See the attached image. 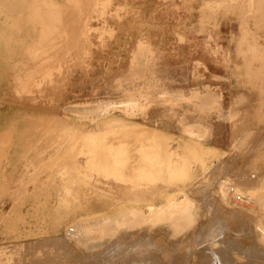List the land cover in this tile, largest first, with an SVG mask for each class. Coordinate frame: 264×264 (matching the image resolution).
<instances>
[{
	"label": "rangeland",
	"instance_id": "rangeland-1",
	"mask_svg": "<svg viewBox=\"0 0 264 264\" xmlns=\"http://www.w3.org/2000/svg\"><path fill=\"white\" fill-rule=\"evenodd\" d=\"M3 1L4 0H0V9H1L0 10V33H1L0 34V140L2 139V141H0V153H2V158L0 160V185H1L0 189L2 190V191L0 190V253H1L0 259L2 261L0 260V264H6L8 261L9 262L7 264L9 263L19 264L20 262H21L20 264H24L22 261L30 264L32 259L33 262H35L34 259L36 260V262H38L37 258L35 257L38 256V258L40 257L43 258L44 255L47 253V250L50 251L49 252L50 254L47 253L49 257H45V258L46 259L49 258L52 261V263L56 260L54 258L55 256L51 254L52 251L58 254V252H56L55 250L65 254L64 255L65 258H64V256L59 253V255L63 256V257L60 256L61 258H63L62 260L60 259L61 262H63L64 260L75 261L76 260L75 255L78 253V251L79 254L80 252H83L86 256H88V258L91 259L92 255L94 256L97 250L100 251L103 247H105V245L103 246V244L100 245L101 243H106V244L110 243V242L107 243V239H104L108 237H104L103 239L102 238L99 239V237H97L99 225L96 223H98V221H100V219L105 216L116 217L117 213L123 210L124 206L123 204H121L123 202V198H122L123 194H121L120 192L121 190L120 187H123L124 184H125L124 186L127 185L130 186V184L129 182L128 183L126 182L127 183L126 184L125 182L118 180V178H120L118 176V173L120 171L116 173L117 176L113 175L112 172L108 173L107 175L105 173L103 176V173L101 172V169L103 170L105 168L103 165L102 168H100V171H98L97 169L95 170L91 169L90 171V166L85 165L84 162L86 159L85 157L86 155L83 154L85 158L82 159L83 156L80 153H77L76 155L72 154L73 155L72 158H70L71 155L69 154L72 153L71 150L72 151L75 150L74 148L76 147V143L78 141L84 139L85 145L83 144L84 143L83 141L77 143V145L81 143L84 145V146L80 145L81 147H85L87 146V144L90 145L91 143L94 142L96 146H100L101 145L99 143L100 140H102V137L104 135H107L105 136V138H107L109 143L110 144L113 143L112 146H115L117 150L120 149L119 152L121 151V155L120 153L117 154L118 157L119 155L120 156L125 155L126 152L124 151V149L126 148L125 145L122 146V148L120 147L121 145L117 146V139H114V136H112L115 135L114 134L115 128L112 127L107 129L106 133H101V134L97 133L99 134L98 135L99 137L101 136L100 138L95 137L96 134L94 130L96 126L94 127V125H98L100 121L103 120L101 116L98 119H96L99 116V114L102 113V112L99 113L102 110V109L101 110L99 109L100 111L98 110L99 106L107 107V111H108L107 114L109 118L111 117L119 118L126 121L129 124L136 125L137 127L150 128L149 130H154V132L160 131V133L164 134L167 137L169 134L168 139L171 142H168V149L169 151L170 150L172 151V155L174 156H176V154L177 156H179V154L180 156L183 155L184 148L188 144H193V143H197L199 144L198 146L203 147L206 151L213 152L215 154L213 156L210 154L204 156L206 159V170H205L206 174L198 173V169L195 166V164H192L190 168V171L194 173L195 181L196 180L202 181L203 179L204 181L207 180L206 182L202 183L203 186L200 190L205 191L206 193L208 192V195L210 196V197L208 196L209 197L208 198L203 193L202 195L197 193H193L192 195L190 191L193 190V188L186 189L187 192L186 195L189 197V199H191L192 202H194L193 211L197 210L198 213V214L196 213L194 215L195 217H193L196 218L195 219L196 224L192 223L194 219L191 220L187 224V226L189 225V228L191 225V228L188 229V227L186 226L185 227L186 232H184L183 230L182 233L173 232L170 228H168L169 231L167 232L161 231L160 229L164 225L161 224L162 222L160 224L156 223V225L153 224L155 227H151V228L149 227V225L151 224L146 223L148 226L147 225L144 226L142 223V225L139 226L141 228L139 227L138 228L140 230L142 229V231H140V236L143 240L142 241L143 245L144 243H146L144 241H147L149 244L156 246L159 243L161 245H165L166 247H170L171 250L174 249L172 251L176 252L177 256L184 255L186 253V246H188V244L191 241V239H188V237L191 236V234H197L198 236V240L195 243V245L198 247L194 249H198L199 251L206 246L211 248V246L213 247L214 245L215 246L213 247V249H217L219 247L218 246L219 243L214 244L217 240L209 241L212 240V238L209 239L208 237V232L212 230V227H215L213 225L215 223H211V222L205 223L207 221V216H208V220L211 218V216L213 218L214 216L212 215V212L215 211L216 213L217 210V202L215 201V195L212 193L213 191L216 190L215 189L216 182L223 180L224 179L223 176H227L226 179L230 177L233 179L232 181L234 183H238L239 180L237 179V177L239 178V176L237 174H241L244 170L246 171L247 174L250 175L248 177V175L243 173L245 176L243 175L242 178L248 177L250 179L253 178L252 180H255L256 178H258L256 175L258 174H260L258 176H261V174L264 175L263 173L264 158L262 157L264 156V152H262L264 150V146H263L264 133H262L264 130V125H263L264 123V107H263L264 106V95H263L264 72L263 71L264 70L263 71L261 70L260 77L258 76L255 77L254 79L251 73L252 65L247 64V61H249V59L252 57L251 56L253 54L252 52H255L254 49L256 51H260L261 59L262 57L264 59V51H263L264 38L259 34L257 35L255 33L253 34V31H255L254 25H251L248 28V30L250 29L249 31L246 29V27H244L245 29L242 28L243 32L239 31L241 30L242 26L240 25V22L237 21L239 24L238 25L237 22L235 21V19L240 20L238 19L239 10L237 9L238 11L237 13V11L234 10L236 8L230 5L228 6L226 2L222 4L223 8L220 5L219 7L220 10L214 6L211 7V9L213 8V10L214 9L215 10L213 11L209 9L211 11L210 12L207 10L208 7L205 8L204 5L202 6L203 0H95V2L94 0L92 1L90 0L91 4L94 3V5L92 4L90 6H87L89 5L88 4L89 2H87L86 0H78L76 2L70 0L72 1L71 4H68L70 3L69 1H67L68 3L64 1L66 10H67V6H69L70 9L68 8V10L70 11L71 14L75 13L76 17L79 18L80 15H83L80 13H84L85 15L88 14V17H86L87 19L85 18L86 21L84 20L85 22H87L85 23L87 30L85 32L86 37L85 35H83L81 39L78 38L77 32H75L76 35L73 33V31H76L75 30L76 27L74 26L75 28L74 29L72 26L71 27L68 26L69 28L71 29L73 28V29L72 31L69 29L67 30V26H65L66 24L64 23H62L64 24V26L62 25L61 27L59 26L58 28H56L58 30L56 29L53 30V32L48 35L49 39H52L50 41L52 42L54 40H57L58 43L64 42L67 44L65 45L63 43V46L59 44L63 47L61 53H60L61 50H58L61 49L60 46L58 48L57 46L58 43L55 45L57 46V48L55 47L52 48L51 49L52 51H50L49 53L54 54L56 52L55 50H58V52L55 55L58 54L57 57L58 56L60 57L61 55L62 59L60 60H62V62L59 61L60 62L59 63L58 61H56L59 60L57 58L56 60H54V62H51V66H46V69H49V71H51V73L49 74L50 75L52 74L50 79L49 78L46 79L44 75H42L39 72L38 76L35 75L36 76L35 81L38 84L35 83L34 87L28 85L29 89H25L23 88L22 84L16 85L14 83L15 73L12 70L16 67L13 68V66L10 65L16 61L17 58L16 56L20 54L19 52L20 51L22 52V50L19 47L20 44L22 43L25 46V43H28L29 41L32 42V36L35 32H37V28L35 26V22H36L35 8L43 4H48L50 2H54L55 4L60 2L59 4L61 5L63 0H49V2H47L48 0H19L22 7L23 5L25 6L23 7V9L17 7V6L21 7V5H16L19 3L18 0L17 1L9 0L10 2L12 1L11 4L15 1L14 5L13 4L12 5L16 7V9L18 8L17 10L12 5L9 4L10 2L7 3L8 8L6 6L7 5L6 3H4L3 6L1 4V2L3 3ZM5 1L7 2L8 0ZM55 1H57V3ZM84 2L86 4V7H88L90 11L84 9L83 7ZM77 3L80 8L82 5V8L84 9L81 12H79V14L78 12L77 13L74 11H73L74 13L71 12L72 8L73 10L74 8H78L77 6L73 7L75 6L74 4ZM70 5L72 6V8ZM26 6L28 8H26ZM91 6H93V8ZM59 7L62 9L63 6L62 7L59 6ZM221 8L224 11L221 10ZM68 10L66 11V14L67 13L68 14L67 15L65 14V16H67L68 20H70L69 17L71 18L72 16L75 15L69 14ZM77 10L79 11L80 9L78 8ZM225 10L229 14H227ZM18 13L21 15L22 19L20 18V15ZM222 14L226 16V18L222 17L223 16ZM234 14L235 15L237 14V17L234 16ZM65 16L64 18L66 21L67 19ZM76 17H72L74 19L73 21H75ZM80 17L82 18V16ZM33 18L35 22H33L32 20ZM14 20L16 24L12 23L14 22ZM30 20L31 23L33 22L34 24H30ZM220 20L223 22L220 23L221 22ZM226 21L228 22V24H226ZM8 24H10L9 27ZM236 26H238V28ZM239 26L241 27L239 28ZM64 27H66V29H64L66 30L65 31L66 33L63 30ZM236 28L237 30L238 29L239 30L238 31L235 30ZM17 29L21 31H18ZM67 31L70 32V33L68 32L70 35L74 34L76 36L75 41L71 37L73 40V44L71 43L72 40L69 38L70 35L68 37ZM63 32L67 36H65ZM238 32L240 33L241 36H245L246 38L245 37L241 38L240 35L239 37L237 35L239 34ZM60 34L61 36H59ZM241 39L242 42L240 41ZM243 39H245L246 41ZM22 41L25 43H23ZM237 41L240 42V45L241 43L242 45L248 44L247 46L248 47L250 46L249 47L250 49H248L247 46L243 47L242 45L241 46L237 45L239 44L237 43ZM82 43L85 44V46L82 45ZM65 46H67V49L68 46H70L68 50H71L72 48L75 50L72 49L73 52L72 50L68 51L67 49L63 51V49L66 48ZM238 46L240 48H238ZM234 47H236V50ZM238 49L241 50L237 51ZM77 50H79L80 53L78 51L76 52L77 54L73 55L74 51ZM245 50L246 52L244 53L247 52L248 53L243 55V51ZM249 51L251 52L249 53ZM70 52H72L73 56L71 55ZM78 53L80 56H77ZM235 55L237 57H235ZM80 57L82 59V62L81 59H79ZM262 62L260 63L259 66H264V61L262 60ZM239 66H241L243 69L240 68ZM10 68L12 69L10 70ZM17 68H19V66H17ZM245 68L248 71L250 70L251 71L248 72L246 71ZM240 69H242L243 71ZM241 72L242 73L245 72L247 74L246 77H242ZM249 73H251L250 74L251 77L248 76ZM247 77L249 79H247L246 81L247 85H246V83L244 82ZM242 78H244V81H242L243 80ZM252 79H254V81H252ZM42 80L43 82H41ZM248 80L250 85L248 84ZM56 81L58 82L57 83L58 85H55ZM238 81L240 83H238ZM251 83L255 84V88L254 86H252ZM257 85L259 86L261 85V87ZM43 86L47 87V89ZM53 88L57 89V91H55ZM257 88L259 90H257ZM34 90H37V92ZM40 91L42 92L46 91V92L42 93ZM38 92H40L41 94H39ZM257 92L260 94H257ZM54 93L56 95H54ZM39 95L43 99L40 98ZM44 96L47 99H45ZM46 96H50V97H46ZM131 100L132 101L135 100L136 102V106L133 108L127 107L126 104ZM34 106H36L37 108ZM39 107L41 109L44 108L48 111L45 112L43 110H40ZM50 109H52L51 111L54 112H51ZM65 109H67V111ZM257 109L259 110L257 111ZM256 115H258V117ZM235 116L238 117L236 118ZM29 119H32V124L35 121L34 124H36L37 126L39 125L38 127H41L39 130L41 135L38 131L36 134L38 136L37 141L33 140L35 134L31 128L33 127L34 124L31 125L32 126L31 127L30 124L28 123ZM93 119H96V121L95 122L92 121ZM39 120L42 121L40 122ZM242 122L244 124H242ZM43 124H46L44 126L47 127L43 128L44 127V126L42 127ZM51 126L54 132L56 131V129H59V131L57 130L58 133L57 131L55 132L56 134L53 131L48 132L49 130H52L50 129ZM26 127H28L29 129ZM191 127L193 130L191 129ZM47 128H49V130ZM185 128L186 129L188 128L186 130L187 132L185 131V133H183ZM43 129L44 130L47 129V130L43 131ZM73 130L75 132H73ZM189 130L190 131L192 130L195 138L186 136L190 134L188 132ZM77 131L79 134L76 133ZM48 133H51V136ZM45 134L47 135V137L46 136L44 137ZM196 134H199L197 138H196ZM56 135H58L59 137ZM69 135L71 136V138ZM131 135L133 136V133L129 134V137H132ZM42 136L44 137L43 139ZM198 137L199 138L201 137L200 140ZM188 138L189 141H187ZM87 139L89 140L88 142L86 141ZM74 141H76L75 144ZM259 141L262 142V147H263V148L261 147L262 149L261 148L259 149L260 147L258 145L260 144ZM29 144L30 145L32 144V146L28 147ZM110 144L106 146V149L110 148L109 147ZM173 144L175 145L177 144L179 147L177 145L174 146ZM22 146H24L26 150H24V147ZM148 149L152 150L151 152L153 153L152 148L149 147ZM174 150L177 151L174 152ZM242 151L244 152L242 153ZM259 151H261L263 154H260L261 152ZM155 152L156 151H154L153 155L152 153L148 154L152 159V172L148 170L146 171V169L144 168L146 172L144 170L143 171L146 174L142 173L140 175L146 177L147 179L149 178V180L151 181V182L147 181L148 183H151L149 185L154 184L159 186L162 185V183H160V180L161 182L164 181V173L162 172L163 164L161 163V165H159L160 166L159 171L155 170L154 164L159 162V158H158L159 156H157L158 153L156 154ZM66 158L70 160L75 158L73 159L74 161H72L73 165L71 162L66 163L67 161ZM80 160L83 162H81ZM74 163L75 165L76 163L78 164L77 165L78 167L77 166L75 167V171L72 170V166H75ZM216 164L219 166L221 165L222 167L221 166L220 167L221 168L224 167L225 169L223 168L221 170L218 167V171H217V169H215ZM20 165L22 166L20 167ZM135 165L137 166V162L135 163ZM43 166H46V168ZM67 166L68 168H66ZM54 169H56L57 171ZM239 170L240 172H238ZM51 172H52V178L50 176ZM53 172H55L56 174ZM67 172L71 173V175L68 174ZM98 172L102 175L99 174V176L97 177L96 173ZM156 173L158 175H156ZM67 174L70 176V177L68 176L69 178L73 177L70 181L74 180L76 177L77 179L79 177L82 178L87 177L88 179L91 178V181L89 180L88 183L86 184L87 190L82 194L78 193L77 197L74 199V203L72 202L71 204L68 203V201H66V198H68L69 194L63 188H60L62 186V181L60 180H63L61 178L62 177L64 178V176H67ZM254 174L256 178L254 177ZM47 175H49V177H47ZM209 175L210 178H208ZM215 175L216 178H214ZM101 176L103 177L102 178L103 180L100 179ZM105 177L106 178L109 177L108 180L110 179V181L104 179ZM221 177H223V179ZM69 178L68 181L67 179H64L65 186H68L69 183L75 186L76 184L71 183L69 181ZM234 178L237 181L234 180ZM46 179L47 180L51 179L50 180L51 182L50 183L49 181L47 182ZM35 180L37 181V183H34L36 182ZM113 180L115 182L117 181V183H115ZM52 181L53 182L55 181L56 183L54 182L55 184L54 183L52 184ZM105 181H106V186H105ZM157 182L160 184H158ZM107 183L109 185L111 184V189H112V190L110 189L111 191L109 190V186ZM204 184H206L205 185L206 187L204 186ZM45 185L46 187H48L49 185L50 186L46 188ZM91 185H95L94 190L89 188ZM210 185L211 188L209 187ZM76 186H75L76 191H79L80 184H77ZM51 187H53V189H51ZM208 187L210 189H208ZM43 189L44 191H42ZM61 189L63 190V192H61L62 191ZM74 191L75 190L71 191L70 193L72 194V192L74 193ZM103 191L105 193H103ZM165 191L172 194L175 192V189L172 186H169L166 188ZM262 191L261 189L259 190L255 189L254 195L258 196L257 193L262 194ZM107 192L109 194H107ZM65 194L68 195L65 196ZM176 196L178 198L179 197L181 198L179 194ZM62 197L64 198L65 201L62 200L63 199ZM195 201L197 202L195 203ZM206 201L208 202L209 205L207 204ZM66 202L68 203L67 205H65ZM202 203H204L205 205H203ZM213 206L216 207L214 208ZM194 207H196L197 209L195 210ZM208 207H210V209ZM207 209L209 212L207 211ZM206 213L209 214L207 215ZM196 215H198L199 217ZM80 221H82V223H79ZM83 222H85V224ZM77 223L83 226V228L85 227L86 229L87 228L89 229L87 232H85L87 233V237L89 239H86L83 243L87 242L90 245V250L86 246L81 245L82 243L78 244L77 242L66 236L68 230L74 229L72 226L75 227ZM208 224L212 226H209ZM203 225L206 226L207 228L200 227ZM121 231L116 233L117 236ZM85 233L83 234L85 235ZM173 234L175 237H173ZM177 234L179 235L177 236ZM92 238H95L96 240ZM48 239L49 240L56 239L55 240L57 241L56 245H58L59 248L57 246L56 247L53 246L54 249L53 250L51 249L52 247L49 246L48 247L49 249H47L46 243H42V242L43 241L48 242ZM207 241L214 243H211V245L209 246L207 244L208 243ZM36 244L37 247H39L40 249L44 248V251L46 248V253L44 252V254L42 255L43 249L41 253H39L40 251L37 253L38 250L35 252L34 250L37 249ZM43 244L46 247H44ZM91 246H93V248ZM95 246H97L98 248L101 246V248L98 249L96 247V251H95ZM173 246L175 248H173ZM202 246L204 247L202 248ZM16 248H18L19 250H17ZM22 248L23 250H21ZM64 248H66L67 250ZM7 249H9L10 251ZM63 249L64 251L65 250L66 251L63 252ZM4 251L6 253H3ZM90 251L91 252L94 251L92 252L93 254ZM24 253L26 256L24 257L19 256V255H24ZM32 253H34L33 254L34 257L31 256ZM35 253L37 254L35 255ZM66 253H69L70 255L68 254L66 255ZM208 253L210 254V252L205 251L203 258V260L205 259V261L201 262L202 264H214L213 257H209ZM8 254H10L11 256ZM160 254L159 252H156L155 255V256L158 255L159 259H155L158 258L155 257L153 258L152 261L149 262L143 260L142 264H156V263L168 264L167 261L163 259L162 252H160ZM50 255H52L53 257ZM8 256L10 257L9 260H8ZM27 256L28 257L31 256L32 259L26 258ZM66 256L68 257L66 258ZM25 258L28 261H26ZM53 258L54 260H52ZM56 258L57 260L59 259L57 256ZM3 259L5 260V262ZM14 259L16 261H14ZM43 259L41 260V262L35 264H41V263L44 264V262H42ZM47 260L44 261L47 262ZM190 260H193V258H191ZM190 260H189L190 264L193 263L196 264L195 260H193L192 263ZM17 261L19 263H17ZM135 262L137 263V261ZM49 263L52 264L50 261ZM49 263L47 262L46 264ZM233 263L239 264L235 262ZM65 264L68 263L65 262ZM225 264H230V263L226 262Z\"/></svg>",
	"mask_w": 264,
	"mask_h": 264
},
{
	"label": "bare ground",
	"instance_id": "bare-ground-1",
	"mask_svg": "<svg viewBox=\"0 0 264 264\" xmlns=\"http://www.w3.org/2000/svg\"><path fill=\"white\" fill-rule=\"evenodd\" d=\"M15 1H17V0H15ZM15 1L12 3L13 5H14V3H15ZM19 1V0H18ZM64 1L65 2H67V1H69L70 3H68V4H71V2L72 1H70V0H63V2H62V4L60 5L59 3H57V1H55L57 4H55L54 2H50V3H48V4H43V5H40L39 7H37V8H35L34 10H35V15H36V19H35V21H34V18L32 19L33 20V22H35V26H36V28H37V32H35L34 34H33V36H32V42H28V43H25V42H23V41H25V40H23L22 42L23 43H25V46L21 43L20 44V49L22 50V52L20 51L19 53L20 54H18V56H16L17 58H16V61L14 62V63H12L10 66H13V68L14 67H16V68H14L12 71H14V83L16 84V85H20V84H22V86H23V88H25V89H29L28 88V85H30V86H32V87H34L35 86V83L36 84H38L36 81H35V77L36 76H38V73L40 72L42 75H44V77L47 79V78H49L50 79V77L52 76V74L50 75L49 73H51V71H49V69H46V66H51V62H54V60H56L57 58L59 59V60H56V61H61L62 62V60H60V59H62L61 57V55H60V57L58 56L57 57V55H55L57 52H58V50H61L60 51V53L62 52V46H63V43L64 42H60V43H58L57 42V40H54V41H50V40H52V39H49V34H51L52 32H53V30H55L56 28H58L59 26L61 27L62 25L64 26V24H66L65 26H67V30L69 29V30H71L72 31V29L74 28V26L76 27V31H73V33L76 35V33L75 32H77V34H78V38H80L81 39V37H83V35H85L86 33V24L85 23H87V22H85L86 20H85V18L86 17H88V14H84V13H80V14H83V15H80V16H82V18L78 15L79 14V12H81L82 10H84V9H86L87 11L89 10V8L88 7H86V4H85V2L87 1V2H89L88 4L89 5H87V6H90V5H94V3H92L91 4V1L90 0H86L85 2H84V4H83V7H84V9L82 8V5H81V8L79 7V5H78V3L77 4H74L75 6H73V7H78L80 10L78 11L77 9L78 8H74V10H73V8H72V6H71V12H78V16H79V18L78 17H76V14L74 13V14H71L70 13V11L68 10V8H69V6H67V10L69 11V14H71V15H75V16H72V17H76V19H75V21H73L74 19L72 18H70L69 16V19L70 20H72V21H70V20H68V18H67V16H65V14H66V6H65V3H64ZM73 1H78V0H73ZM8 2H10L9 0L6 2L5 0L3 1V3L1 2V4L3 5L4 3H8ZM12 2V1H11ZM11 2L9 3L10 5H12L11 4ZM47 2H49V0L47 1ZM74 2V3H75ZM94 2H95V0H94ZM201 2V1H200ZM227 3L228 4V6L230 5V6H232V7H234V8H236V9H234V10H236L237 11V9L239 10V18L238 19H240V20H237V19H235V21L237 22H240V25L242 26H239V28L241 27V30H239V31H242V28L243 29H245L244 27H246V29L248 30V28L251 26V25H254V27H255V31H253V34L255 33L256 35L257 34H259L260 36H262L263 38H264V0H203V4H202V6L204 5L205 6V8H207V10L208 11H210L209 9H211V7H216V8H218L219 9V7H220V5H221V7H222V4L223 3ZM18 3V2H17ZM19 3H20V1H19ZM16 4V5H21V3L20 4ZM63 3H64V5H63ZM231 3V4H230ZM73 4V3H72ZM12 5V6H13ZM63 6L62 7V9L64 10V8H65V10L63 11L59 6ZM85 5V6H84ZM4 6V5H3ZM7 6V8H8V4L6 5ZM5 6V7H6ZM225 6V5H224ZM14 7V6H13ZM18 8H22L23 9V7H25L24 5H23V7H22V5H21V7H19V6H17ZM92 8H93V6H91ZM91 7H90V9H91ZM231 7V8H232ZM2 8H4V7H2ZM11 8V7H10ZM15 9H16V7H14ZM17 8V9H18ZM26 8H28L27 6H26ZM95 8V7H94ZM223 8V7H222ZM221 8V10H223ZM6 9V8H5ZM16 9V10H17ZM70 9V8H69ZM77 11H76V10ZM233 9V8H232ZM1 10V9H0ZM2 10H4V9H2ZM10 10H13V9H10ZM86 10H85V13H86ZM93 10V9H92ZM211 10H213V8L211 9ZM215 10V9H214ZM213 10V11H214ZM220 10V9H219ZM234 10H233V12H234ZM23 11V10H22ZM90 11V10H89ZM212 11V12H213ZM217 11V10H216ZM224 11V10H223ZM226 11V10H225ZM14 12V11H13ZM12 12V13H13ZM28 12H29V9H28ZM84 12V11H83ZM211 12V11H210ZM227 12V11H226ZM225 12V13H226ZM1 13H2V11H1ZM20 13V12H19ZM18 13V14H19ZM23 13V12H22ZM206 13H207V11H206ZM217 13V12H216ZM222 13H224V12H222ZM237 13H238V11H237ZM17 14V13H16ZM68 14V13H67ZM66 14V15H67ZM209 14V13H208ZM213 14V13H212ZM227 14H229L228 12H227ZM12 15V14H11ZM20 15V14H19ZM18 15V16H19ZM84 15H85V17H84ZM205 15V14H204ZM223 15V14H222ZM221 15V16H222ZM233 15V14H232ZM64 16L66 17V21H65V18H64ZM216 16V15H215ZM229 16H231V15H229ZM228 16V17H229ZM234 16H236L237 17V14L235 15L234 14ZM7 17V16H6ZM16 17V16H15ZM84 17V18H83ZM205 17V16H204ZM210 17V16H209ZM217 17H218V15H217ZM222 17H225L226 18V16H222ZM19 18V17H18ZM20 18H21V15H20ZM29 18V17H28ZM27 18V19H28ZM80 18H81V21H80ZM230 18V17H229ZM10 19V18H9ZM8 19V20H9ZM16 19V18H15ZM22 19V18H21ZM30 19H31V16H30ZM79 19V20H78ZM87 19V18H86ZM201 19V18H200ZM222 19H224V18H222ZM221 19V20H222ZM233 19H234V17H233ZM6 20H7V18H6ZM18 20V19H17ZM79 22H78V21ZM85 20V21H84ZM204 20V19H203ZM220 20V21H221ZM11 21V20H10ZM27 21V20H26ZM67 21H70V22H67ZM84 21V22H83ZM19 22V21H18ZM31 23V20H30V24H34V23ZM77 22V23H76ZM81 22V23H80ZM223 21H221L220 23H222ZM238 22H237V24H238ZM12 23H15L16 24V22H15V20H14V22H12ZM11 23V24H12ZM21 23V22H20ZM26 23V22H25ZM62 23H64V24H62ZM230 23V22H229ZM226 24H228V22L226 21ZM6 25V24H5ZM9 25L10 24H8V27H9ZM13 25V24H12ZM26 25V24H25ZM24 25V26H25ZM28 25V24H27ZM239 25V24H238ZM34 26V25H33ZM73 27L72 29L71 28H69V27ZM7 27V28H8ZM16 27V26H15ZM231 27V26H230ZM237 28H238V26H236ZM17 28V27H16ZM20 28V27H19ZM18 28V29H19ZM88 28V27H87ZM237 28L235 29V30H237ZM6 29V28H5ZM17 29V30H18ZM27 29V28H26ZM32 29V28H31ZM64 29H66V27H64L63 28V30ZM56 30H58V29H56ZM231 30V29H230ZM237 30V31H238ZM246 30V31H247ZM250 30V29H249ZM248 30V31H249ZM18 31H21V30H18ZM66 30H64V32H65ZM236 31V32H237ZM245 31V32H246ZM32 32V31H31ZM34 32V31H33ZM59 32V31H58ZM63 32V33H64ZM69 31H67V34H68V37H69V33H68ZM229 32V31H228ZM243 32V31H242ZM17 33H19V32H17ZM23 33H24V31H23ZM66 33V32H65ZM65 33H64V35H65ZM232 33V32H231ZM239 33V32H238ZM252 33V32H251ZM1 34V33H0ZM10 34V33H9ZM55 34V33H54ZM74 34H71L70 35V39L72 40V38L74 39V41L76 40V36L74 35ZM237 34V33H236ZM5 35V34H4ZM21 35V34H20ZM72 35H74V36H72ZM238 36L240 35V33L239 34H237ZM248 35V34H247ZM6 36V35H5ZM14 36V35H13ZM31 36V35H30ZM29 36V37H30ZM52 36H53V34H52ZM56 36V35H55ZM54 36V37H55ZM59 36H61V34L59 35ZM58 36V37H59ZM65 36H67V35H65ZM234 36H235V34H234ZM241 36V35H240ZM239 36V37H240ZM259 36V37H260ZM15 37V36H14ZM72 37V38H71ZM75 37V38H74ZM85 37H86V35H85ZM237 37V36H236ZM242 37H245V36H241V38ZM256 37V36H255ZM3 38V37H2ZM10 38H11V36H10ZM9 38V39H10ZM51 38V37H50ZM53 38V37H52ZM57 38V37H56ZM62 38V37H61ZM77 38V39H78ZM246 38V37H245ZM19 39V38H18ZM63 39V38H62ZM68 39V38H67ZM256 39H259V38H256ZM2 40V39H1ZM8 40V39H7ZM47 40H48V42H47ZM69 40V39H68ZM233 40V39H232ZM243 40H245V39H243ZM26 41H28V40H26ZM61 41H63V40H61ZM65 41V40H64ZM83 41H85V40H83ZM241 42H242V39L240 40ZM246 41V40H245ZM252 41V40H251ZM257 41V40H256ZM6 42V41H5ZM71 42V41H70ZM79 42V41H78ZM258 42H259V40H258ZM7 43V42H6ZM58 43V48H59V46H60V48L61 49H58V50H55V51H53V52H55L54 54H50L49 52L50 51H52L51 49L52 48H57V46H55L56 44ZM72 44H73V40H72V42H71ZM237 43H239V44H237V45H240V42H238L237 41ZM245 43V42H244ZM252 43V42H251ZM256 43V42H255ZM59 44H61V45H59ZM65 45L67 44V43H64ZM79 44V43H78ZM259 44V43H258ZM82 45H84L85 46V44H83L82 43ZM232 45V44H231ZM241 45H242V43H241ZM240 45V46H241ZM248 45V44H247ZM247 45H242L243 47L244 46H247ZM255 45V44H254ZM78 46V45H77ZM83 46V47H84ZM261 46V45H260ZM66 47V48H65ZM64 48L65 49H63V51L64 50H66L67 49V46H65ZM69 47L70 46H68V49H69ZM80 47V46H79ZM237 47V46H236ZM236 47H234L235 48V50H236ZM250 47V46H249ZM248 46H247V48L248 49H250ZM17 48V47H16ZM16 48H14V49H16ZM78 48V47H77ZM238 48H240L239 46H238ZM252 48V47H251ZM259 48V47H258ZM13 49V50H14ZM19 49V50H20ZM67 49V50H68ZM71 49V48H70ZM73 49V48H72ZM71 49V50H72ZM80 49V48H79ZM87 49V48H86ZM254 49V48H253ZM264 49V48H263ZM71 50H68V51H71ZM73 50H75V49H73ZM73 50H72V52H73ZM234 50V51H235ZM241 50V49H240ZM239 49L237 50V51H240ZM17 51V50H16ZM79 50H77V51H74V53H73V55H75V54H77L76 52H78ZM254 51L255 52H252L253 54L251 55L252 57L249 59V61H247V64H251L252 65V77L255 79V77H260V72H261V70L263 71L264 70V66H259L260 65V63L262 62V60L264 61V59H263V57H262V59H261V56H260V51H256L255 49H254ZM264 51V50H263ZM72 52H70L71 53V55H72ZM244 52H246V50L245 51H243V55L244 54H247V53H244ZM251 51H249V53H250ZM79 53H80V51H79ZM79 53H78V55L77 56H80L79 55ZM235 53V52H234ZM237 53V52H236ZM239 53H241V52H239ZM72 55V56H73ZM77 56H75V57H77ZM237 56H238V54H237ZM236 55H235V57H237ZM241 56H242V54H241ZM74 57V58H75ZM243 58V57H242ZM76 59V58H75ZM79 59H81V57L79 58ZM246 59V58H245ZM77 60V59H76ZM55 61V62H56ZM245 61V60H244ZM57 62V63H58ZM81 62H82V59H81ZM195 62V61H194ZM243 62V61H242ZM246 62V61H245ZM60 63V62H59ZM197 63V62H196ZM263 63V62H262ZM241 64H243V63H241ZM246 64V63H245ZM248 65V66H249ZM17 66H19V68H17ZM243 66V65H242ZM247 66V67H248ZM240 68H242L241 66H239ZM238 67V68H239ZM236 68H237V66H236ZM12 68H10V70H11ZM243 69V68H242ZM242 69H240V70H242ZM246 69V68H245ZM239 70V69H238ZM243 71V70H242ZM246 71H248L247 69H246ZM251 71V70H250ZM250 71H248V72H250ZM53 72V71H52ZM264 72V71H263ZM13 73V72H12ZM37 73V74H36ZM242 73V72H241ZM241 73H239V74H241ZM251 73H249V75L248 76H250V74ZM49 74V75H48ZM56 74V73H55ZM238 74V75H239ZM242 74H244V75H242ZM241 74V76L242 77H246V73L244 72V73H242ZM36 75V76H35ZM48 76V77H46V76ZM61 75V74H60ZM44 77H43V79H44ZM251 77V76H250ZM55 78V77H54ZM61 78V77H60ZM240 78V77H239ZM40 79V78H39ZM42 79V78H41ZM48 79V80H49ZM241 79V78H240ZM243 80L242 81H244V78H242ZM247 79H249L248 77L246 78V80H245V82L244 83H246V81H247ZM254 79H252V81H254ZM257 79V78H256ZM59 80V79H58ZM237 80V79H236ZM258 80V79H257ZM51 81V80H50ZM240 81V80H239ZM238 81V83H240ZM11 82V81H10ZM40 82V81H39ZM41 82H43V80L41 81ZM40 82V83H41ZM47 82V81H46ZM251 82V81H250ZM255 82H256V80H255ZM254 82V83H255ZM58 82L56 81V83H55V85H58L57 84ZM253 83V82H252ZM251 83V84H252ZM259 83H261V82H259ZM13 84V83H12ZM14 84V85H15ZM60 84V83H59ZM243 84V83H242ZM242 84H240V85H242ZM248 84H249V80H248ZM256 84V83H255ZM255 84H252V86H254V88H255ZM258 84V83H257ZM40 85V84H39ZM64 85V84H63ZM246 85H247V83H246ZM250 85V84H249ZM9 86V85H8ZM11 86V85H10ZM38 86V85H37ZM41 86H42V84H41ZM59 86H62V85H59ZM257 86H259V85H257ZM43 87H45V86H43ZM65 87V86H64ZM259 87H261V85L259 86ZM11 88V87H10ZM42 88V87H41ZM46 89H47V87H45ZM52 88V87H51ZM56 88H58V87H56ZM253 88V87H252ZM34 89V88H33ZM39 89V88H38ZM55 91H57V89H55V88H53ZM41 90V89H40ZM44 90V89H43ZM42 90V91H43ZM53 90V91H54ZM61 90V89H60ZM257 90H259L258 88H257ZM256 90V91H257ZM34 91H36L37 92V90H34ZM42 91H40V92H42ZM50 91V90H49ZM249 91V90H248ZM40 92H38L39 94H41ZM44 92H46V91H44ZM44 92H42V93H44ZM52 92V91H51ZM51 92H50V95H51ZM60 92V91H59ZM18 93H19V91H18ZM35 93V92H34ZM48 93V92H47ZM46 93V94H47ZM53 93V92H52ZM205 93V92H204ZM10 94V93H9ZM209 94V93H208ZM257 94H260V93H258L257 92ZM22 95V94H21ZM37 95V94H36ZM54 95H56L55 93H54ZM264 95V94H263ZM42 96H43V94H42ZM52 96H53V94H52ZM52 96H51V98H52ZM177 96V95H176ZM39 97H40V95H39ZM46 97H50V96H46ZM204 97H206V96H204ZM203 97V98H204ZM259 97V96H258ZM35 98V97H34ZM40 98H42V97H40ZM44 98H45V96H44ZM51 98H49V99H51ZM56 98V97H55ZM173 98H174V96H173ZM202 98V99H203ZM43 99V98H42ZM45 99H47V98H45ZM179 99V98H178ZM241 99H242V97H241ZM51 100H53V99H51ZM183 100V99H182ZM260 100V99H259ZM42 101V100H41ZM54 102V101H53ZM56 102H57V100H56ZM135 102V100L134 101H130V102H127L126 104H127V107H131V108H133V107H135L136 106V102ZM204 102V101H203ZM131 103H134V104H131ZM263 103V102H262ZM201 104V103H200ZM44 105V104H43ZM258 105H259V103H258ZM40 106H42V105H40ZM34 107H36V106H34ZM48 107H50V106H48ZM127 107H126V109H127ZM259 107V106H258ZM264 107V106H263ZM37 108V107H36ZM53 108H54V106H53ZM67 108H68V106H67ZM73 108V107H72ZM91 108V107H90ZM39 109L40 110H43V111H45V112H47L48 110H46V109H44V108H40L39 107ZM55 109H57V108H55ZM79 109H81V108H79ZM93 109V108H92ZM101 111H100V110ZM52 109H50V111H51ZM66 111H67V109H65ZM94 110V109H93ZM98 110L100 111L99 113H101V114H99V116L96 118V119H98L100 116L103 118V120H101L100 121V123L98 124V125H94V127H95V130H94V132H95V137H99L98 135L99 134H101V133H106V130L107 129H109V128H115V135H112V136H114V139H117V146L118 145H121L120 147L122 148V146H124L125 145V149H124V151H126L125 152V155H122V156H120L121 155V151L119 152V150H117V148L115 147V146H112L113 145V143H109V141L107 140V138H105V136H107V135H102L103 137H102V140H100V146H96V144H94L95 142H94V139H93V142L94 143H89L90 145H88L87 144V146H85V147H81V146H84L85 145V142H84V139H82V140H80L81 142L83 141L84 143V145L81 143V144H78L77 145V143L78 142H80V141H78L77 143H76V141H74V144L76 143V147L73 149L74 151H72L71 150V152L72 153H69L70 155H71V157L70 158H72L73 157V155L72 154H74V155H76L77 153H80V154H82V159H84L85 157H86V159H85V165H87V166H90V171H91V169L92 170H95V169H97L98 171H100V168H102V165L105 167L103 170L101 169V172L103 173V176H104V174L106 173V175L108 174V173H110V172H112V174L113 175H116L117 176V172H119L118 173V176L120 177V178H118V180H121V181H123V182H129V184H130V186H124L123 185V187H120V192H121V194H123L122 195V198H123V202L121 203V204H123V206H124V208H123V210L122 211H120V212H118L117 213V216L116 217H110V216H105V217H103V218H101L100 219V221H98V223H96V224H98L99 226V230H98V236L97 237H99V239H103L104 237H108V238H104V239H107V243L108 242H110L109 244H106V243H101L100 245H102L103 244V246L105 245V247H103L100 251H96V247L97 246H95V253L96 254H94V256L92 255V258L90 259V258H88V256H86L83 252H80V254H79V251H78V253L75 255V258H76V260L75 261H69V260H64L63 262H61V260L63 259V258H61V257H63L65 254L64 253H61V252H59V251H57V250H55L56 252H58V254L57 253H55V252H53L52 250V255H54L55 257V261L52 263V261L49 259V258H47L52 264H59L60 262L61 263H64L65 264V262L66 263H68V264H142L143 262V260H146L147 262H149V261H152L153 260V258H155V257H158V258H155V259H159V256L157 255V256H155L156 255V252H159V254H160V252H162V256H163V259L165 260V261H167V263L168 264H190V262H189V260L191 259V258H193V260H195L196 261V264H202L201 262H203V261H205V259L203 260V258H204V253H205V251H208V252H210V254H209V257H213V259H214V264H225L226 262L227 263H230V264H232L233 262H235V263H239V264H264V175H262L261 174V176H258V175H260V174H258V175H256L258 178H256L255 177V174H254V177L256 178L255 180H252L253 178H248L249 177V175L250 174H247L246 173V171L244 172H242L241 174H237L238 176H239V178L237 177V179L239 180L238 181V183H234L232 180V178H228V179H226V177L227 176H223L224 177V179H223V177H221L223 180H221V181H218V182H216V187H215V191H213L212 193L215 195V201L217 202V210H216V213H215V211H213L212 212V215L214 216L213 218H212V216H211V218L208 220V216H207V221L205 222V223H207V222H211V223H215V224H213L215 227H212V230L211 231H209L208 232V237H209V239L210 238H212V240H209V241H215V240H217L215 243L214 242H209V241H207L208 243V245L210 246L211 245V243H214V244H218L219 243V249L217 248V249H213V247L215 246H211V248H209L208 246H206V247H204V246H202V248L203 249H201V250H199L198 251V249H194V248H196V247H198V246H196L195 245V243H196V241L198 240V236H197V234H191V236H189L188 237V239H191V241H190V243L188 244V246H186V253L184 254V255H179V256H177V254H176V252H174V251H172V250H174V249H172L171 250V248L170 247H166L165 245H161V244H157V246L156 245H151V244H149L147 241H144V242H146V243H144V245L142 244V238H141V236H140V231H142V229L140 230L139 228H141V227H139L140 225H142V223H143V225L145 226V225H147V224H151V225H149V227L151 228V227H155L153 224H155L156 225V223H161V224H164L163 225V227L160 229L161 231H165V232H167V231H169V229L168 228H170L173 232H180V233H182L183 232V230H184V232H186L185 230V227L187 226V224L191 221V220H193V222L192 223H195V219L196 218H193V217H195L194 215L197 213V208L196 207H194L195 208V210L196 211H193V204H194V202H192L191 201V199H189V197L186 195L187 194V192H186V189H192L193 188V190H191L190 192L192 193V195H193V193H197V194H200V195H202V193L205 195V196H209L208 195V192L206 193L205 191H202V190H200L201 188H202V183H204V182H206V181H204V179L202 180V181H199V180H196L195 181V179H194V173L193 172H191L190 171V168H191V165L192 164H195V166L197 167V169H198V173H200V174H204L205 173V170H206V159H205V157L204 156H206V155H215L213 152H208V151H206L203 147H201V146H198L199 144H197V143H193V144H188L185 148H184V153H183V155H181L180 156V154H179V156H177V154H176V156H174V155H172V151L170 152L169 151V149H168V142H171L169 139H168V137H169V134H168V137L167 136H165L164 134H162V133H160V131H155L154 132V130H149L150 128H145V127H137L136 125H132V124H129V123H127L126 121H124V120H122V119H119V118H114V117H111V118H109V116H108V114H107V107H101V106H99L98 107ZM97 110V111H98ZM244 110V109H243ZM256 110V109H255ZM259 109H257V111H258ZM51 112H54V111H51ZM84 112V111H83ZM93 112V111H92ZM130 112V111H129ZM252 112V111H251ZM33 114V113H32ZM41 114V113H40ZM129 114V113H128ZM131 114V113H130ZM257 114V113H256ZM39 116V115H38ZM127 116V115H126ZM257 117H258V115H256ZM236 117V116H235ZM238 117V116H237ZM236 117V118H237ZM254 117V116H253ZM94 118V117H93ZM262 118V117H261ZM260 118V119H261ZM92 119V118H91ZM96 119H93L92 121H96ZM126 119V118H125ZM24 120V119H23ZM44 120V119H43ZM83 120V119H82ZM233 120V119H232ZM238 120V119H237ZM253 120V119H252ZM255 120V119H254ZM258 120V119H257ZM256 120V121H257ZM33 121H34V119H33ZM37 121H38V119H37ZM40 121V120H39ZM42 121V120H41ZM40 121V122H41ZM48 121V120H47ZM248 121V120H247ZM12 122V121H11ZM25 122H27V121H25ZM44 122V121H43ZM46 122V121H45ZM49 122V121H48ZM233 122V121H232ZM258 122H260V121H258ZM28 123L30 124V126L31 125H33L34 123H35V121H34V123L32 124V119H29L28 120ZM47 123V122H46ZM37 124H38V122H37ZM42 124V123H41ZM54 124V123H53ZM180 124V123H179ZM181 124H182V122H181ZM180 124V125H181ZM236 124V123H235ZM242 124H244L243 122H242ZM254 124H255V122H254ZM28 125V124H27ZM35 125V126H34ZM33 125V127L31 128L32 130H33V132H34V137H33V140H36L37 141V139H38V136L36 135L37 134V131L39 132V130H40V128L41 127H38L36 124H34ZM44 125H46V124H43L42 125V127L44 126ZM195 125H197V124H195ZM246 125V124H245ZM244 125V126H245ZM258 125V124H257ZM256 125V126H257ZM263 125H264V123H263ZM41 126V125H40ZM49 126V125H48ZM54 126V125H53ZM199 126V125H198ZM250 126V125H249ZM255 126V125H254ZM47 126H44L43 128H46ZM184 127H186V126H184ZM231 127V126H230ZM26 128H28V127H26ZM57 128V127H56ZM29 129V128H28ZM27 129V130H28ZM30 129V130H31ZM48 130H49V128H47ZM47 129H45V130H47ZM50 129H52V126L50 127ZM188 129V128H187ZM186 128H185V130H184V132L183 133H185V131L187 130ZM190 129V128H189ZM191 129H192V127H191ZM200 129V128H199ZM31 130V131H32ZM42 130V129H41ZM44 129H43V131H45ZM59 131V129H56V131ZM78 130V129H77ZM92 130V129H91ZM97 130V131H96ZM193 130V129H192ZM192 130L190 131H188L191 135H193V136H191L190 134L189 135H186V136H190V137H194V134H193V132H192ZM238 130V129H237ZM241 130V129H240ZM262 130H263V128H262ZM51 131H53L54 132V130L52 129V130H49L48 132H51ZM55 131V132H56ZM58 131H57V133H58ZM93 131V130H92ZM197 131V130H196ZM14 132V131H13ZM54 132V133H55ZM73 132H75L74 130H73ZM85 132V131H84ZM93 132V133H94ZM187 132V131H186ZM40 133V132H39ZM43 133V132H42ZM53 133V134H54ZM76 133H78V131L76 132ZM97 133H99V134H97ZM131 133H133V136L132 137H129V134H131ZM194 133H195V131H194ZM262 133H264V130H263V132ZM33 134V133H32ZM44 134V133H43ZM48 134H50V136H51V133H48ZM52 134V135H53ZM56 134V133H55ZM79 134V133H78ZM83 134V133H82ZM113 134V133H112ZM233 134V133H232ZM235 134V133H234ZM40 135H41V133H40ZM77 135V134H76ZM238 135V134H237ZM264 135V134H263ZM47 137V135L45 134L44 135V137ZM49 136V137H50ZM56 136H58V135H56ZM67 136V135H66ZM70 136V135H69ZM197 136H199V134H196V138H197ZM202 136V135H201ZM261 136V135H260ZM259 136V137H260ZM43 136H42V139L44 138ZM59 137V136H58ZM74 137V136H73ZM72 137V138H73ZM101 137V136H100ZM99 137V138H100ZM172 137V136H171ZM170 137V138H171ZM235 137V136H234ZM264 137V136H263ZM63 138V137H62ZM61 138V139H62ZM66 138V137H65ZM70 138H71V136H70ZM75 138V137H74ZM195 138V137H194ZM199 138V137H198ZM201 138V137H200ZM200 138H199V140H200ZM41 139V138H40ZM41 139V140H42ZM48 139V138H47ZM52 139V138H51ZM59 139V138H58ZM90 139V138H89ZM97 139V138H96ZM191 139V138H190ZM237 139V138H236ZM235 139V140H236ZM259 139V138H258ZM26 140H28V139H26ZM57 140V139H56ZM77 140H79V139H77ZM169 140V141H168ZM173 140V139H172ZM247 140V139H246ZM0 141H2V139L0 140ZM50 141V140H49ZM52 141V140H51ZM62 141V140H61ZM68 141H70V140H68ZM67 141V142H68ZM87 142L89 141L88 139L86 140ZM98 141H99V139H98ZM176 141V140H175ZM187 141H189V138H188V140ZM258 141V140H257ZM262 141V140H261ZM57 142V141H56ZM65 142V141H64ZM195 142H197V141H195ZM200 142V141H199ZM263 142V141H262ZM262 142H260L259 141V143L261 144H258L260 147H259V149L262 147ZM30 143V142H29ZM32 143V142H31ZM34 143V142H33ZM39 143V142H38ZM37 143V144H38ZM46 143V142H45ZM51 143V142H50ZM63 143V142H62ZM177 143V142H176ZM55 144V143H54ZM57 144V143H56ZM64 144V143H63ZM66 144V143H65ZM74 144H73V146H74ZM110 144V148H107L106 149V146L107 145H109ZM236 144V143H235ZM257 144V143H256ZM59 145H60V143H59ZM58 145V146H59ZM81 145V146H80ZM171 145V144H170ZM174 146H176L175 144H173ZM172 145V146H173ZM234 145V144H233ZM30 146H32V144L30 145L29 144V146L28 147H30ZM78 146H80V147H78ZM178 146V145H177ZM241 146V145H240ZM264 146V145H263ZM22 147H24V146H22ZM113 147V148H112ZM152 148L153 149V153H154V151H156L155 153L157 154V156H159L158 158H159V162H157L158 163V165H157V163H155L154 164V166H155V170H160V166L159 165H161V163L163 164V170H162V172L164 173V181L163 182H161V180H160V183H162V185H159V186H157V185H149V184H151V183H148V182H151L150 180H149V178L147 179L146 177H143L142 175H140V174H142V173H145L147 170L148 171H150V172H152V159H151V157L148 155L149 153H152L151 151L152 150H149L148 148ZM170 147V146H169ZM179 147V146H178ZM257 147V146H256ZM119 148V147H118ZM175 148H177V147H175ZM263 148V147H262ZM261 148V149H262ZM78 149H80V150H78ZM104 149H106V150H104ZM181 149V148H180ZM236 149V148H235ZM234 149V150H235ZM258 149V150H259ZM24 150H26L25 149V147H24ZM54 150V149H53ZM69 150H70V148H69ZM121 150H123V149H121ZM148 150H149V152H148ZM257 150V151H258ZM177 150H174V152H176ZM209 151H212V150H209ZM257 151H256V153H257ZM59 152V151H58ZM118 152V153H117ZM181 152H182V150H181ZM244 151H242V153H243ZM259 152H261V151H259ZM259 152H258V154H259ZM262 152H264V150L262 151ZM260 153V154H263V153ZM120 153V155H119V157H122V158H119L118 157V155L117 154H119ZM153 153H152V155H153ZM26 154V153H25ZM86 155L85 157H84V155ZM235 154V153H234ZM245 154V153H244ZM247 155V154H246ZM256 155V154H255ZM54 156V155H53ZM52 156V157H53ZM243 156V155H242ZM257 156V155H256ZM39 157V156H38ZM75 157V156H74ZM259 157V156H258ZM261 157V156H260ZM263 158H264V156H262ZM1 158H2V153H0V160H1ZM24 158V157H23ZM76 158H78V157H76ZM81 158V157H80ZM245 158V157H244ZM253 158V157H252ZM67 159V158H66ZM73 159H75V158H73ZM70 160V159H67V161H66V163H68V162H71L72 163V161H74V160ZM117 159H119V160H117ZM262 159V158H261ZM46 160V159H45ZM70 160V161H69ZM246 160H247V158H246ZM253 160V159H252ZM22 161V160H21ZM37 161V160H36ZM81 161V160H80ZM254 161V160H253ZM260 161V160H259ZM47 162V161H46ZM57 162H58V159H57ZM76 162V161H75ZM81 162H83V161H81ZM137 162V166L135 165V163ZM154 162V161H153ZM223 162V161H222ZM44 163V162H43ZM62 163V162H61ZM104 163H106V164H104ZM134 163V164H133ZM253 163V162H252ZM260 163V162H259ZM264 163V162H263ZM21 164H23V163H21ZM82 164H84V163H82ZM133 164V165H132ZM221 164V163H220ZM224 164V163H223ZM64 165V164H63ZM72 165H73V163H72ZM74 165H75V163H74ZM78 164L76 163V165L75 166H72V170H74L75 171V167L77 166ZM217 165V164H216ZM216 165H215V169H217V171H218V167L222 170L223 168H221L219 165H217V167H216ZM225 165V164H224ZM257 165V164H256ZM18 166H19V164H18ZM22 165H20V167H21ZM66 166V165H65ZM71 166V165H70ZM80 166V165H79ZM260 166H261V164H260ZM30 167V166H29ZM43 167H45L46 168V166H43ZM42 167V168H43ZM53 167V166H52ZM78 167V166H77ZM84 167V166H83ZM86 167V166H85ZM226 167V166H225ZM263 167V166H262ZM19 168V167H18ZM41 168V167H40ZM56 168V167H55ZM66 168H68V166L66 167ZM74 168V169H73ZM89 168V167H88ZM143 168V169H142ZM146 169V171H145V169ZM257 168V167H256ZM59 169H60V167H59ZM142 169V170H141ZM214 169V168H213ZM225 169V168H224ZM242 169V168H241ZM254 169V168H253ZM20 170V169H19ZM54 170H56V169H54ZM68 170V169H67ZM96 170V171H97ZM145 172H144V171ZM18 171V170H17ZM22 171V170H21ZM31 171V170H30ZM50 171H51V169H50ZM57 171V170H56ZM55 171V172H56ZM79 171V170H78ZM124 171V172H123ZM143 171V172H142ZM215 171V170H214ZM256 171V170H255ZM20 172V171H19ZM39 172H40V170H39ZM55 172H53V173H55ZM70 172H73V171H70ZM85 172V171H84ZM89 172V171H88ZM94 172V171H93ZM208 172V171H207ZM235 172V171H234ZM238 172H240V170L238 171ZM22 173V172H21ZM68 173V172H67ZM95 173V172H94ZM196 173V172H195ZM214 173H216V172H214ZM218 173V172H217ZM219 173H221V172H219ZM243 173H245L246 175H248V177L247 178H242L243 177ZM250 173V172H249ZM254 173V172H253ZM264 173V172H263ZM13 174V173H12ZM38 174V173H37ZM45 174V173H44ZM51 175V178H52V172L50 173ZM56 174V173H55ZM54 174V175H55ZM62 174V173H61ZM68 174H70L71 175V173H68ZM67 174V176H64V178L62 177H60L61 179H63V180H60V181H62V186H61V184H60V188H63L68 194V198H66V201H68V203H74V199L77 197V195H78V193H83V192H85L86 190H87V186H86V184L88 183V181L90 180L91 181V178H87V177H84V178H82V177H79L78 179H77V177L74 179V180H72V181H70L72 178H69L70 176ZM80 174V173H79ZM86 174V173H85ZM89 174V173H88ZM87 174V175H88ZM91 174V173H90ZM99 172L98 173H96V175H97V177L99 176ZM146 174V173H145ZM206 174V173H205ZM211 174V173H210ZM64 175V174H63ZM75 175V174H74ZM95 175V174H94ZM100 175H102V174H100ZM121 175V176H120ZM138 175V176H137ZM156 175H158L157 173H156ZM240 175H241V177H240ZM16 176V175H15ZM44 176V175H43ZM69 176V177H68ZM76 176V175H75ZM78 176V175H77ZM84 176V175H83ZM135 178H134V177ZM151 176V175H150ZM149 176V177H150ZM206 176V175H205ZM219 176V175H218ZM222 176V175H221ZM245 176V175H244ZM3 177V176H2ZM47 177H49V175H47ZM56 177V176H55ZM67 177V178H66ZM93 177V176H92ZM96 177V176H95ZM111 177V176H110ZM122 177V178H121ZM251 177V176H250ZM253 177V176H252ZM22 178V177H21ZM26 178V177H25ZM24 178V179H25ZM31 178V177H30ZM68 178H69V181L71 182V183H73V184H80V188H79V191H76V187L75 186H73V185H71L70 183V185L68 184V186H65V184H64V179H67V181H68ZM103 177L101 176V180H103L102 179ZM108 178L109 177H105L104 179H107V181H110V179L108 180ZM152 178V177H151ZM159 178V177H158ZM205 178V177H204ZM208 178H210V175H209V177ZM214 178H216V175L214 176ZM220 178V177H219ZM218 178V179H219ZM235 178H236V176H235ZM234 178V180H236ZM23 179V178H22ZM42 179V178H41ZM48 179V178H47ZM46 179V180H47ZM95 179V178H94ZM100 179H99V181H100ZM12 180V179H11ZM15 180V179H14ZM32 180V179H31ZM51 180V179H50ZM50 180H47V182L49 181V183L51 182ZM54 180V179H53ZM157 180V179H156ZM155 180V181H156ZM214 180V179H213ZM216 180V179H215ZM16 181V180H15ZM28 181H30V180H28ZM36 181V180H35ZM114 181V180H113ZM112 181V182H113ZM148 181V182H147ZM154 181V182H155ZM212 181V180H211ZM237 181V180H236ZM55 182V181H54ZM53 181H52V184L54 183ZM115 182V181H114ZM214 182V181H213ZM212 182V183H213ZM30 183V182H29ZM34 183H37V181L36 182H34ZM56 183V182H55ZM54 183V184H55ZM109 183V182H108ZM107 183V184H108ZM115 183H117V181L115 182ZM119 183V182H118ZM121 183V182H120ZM126 183V184H127ZM158 183V182H157ZM156 183V184H157ZM160 183H158V184H160ZM210 183V182H209ZM209 183H208V185H209ZM215 183V182H214ZM4 184V183H3ZM31 184H32V182H31ZM104 184V183H103ZM201 184V185H200ZM211 184V183H210ZM14 185H16V184H14ZM206 184H204V186H205ZM207 185V186H208ZM1 186V185H0ZM7 186H9V185H7ZM24 186V185H23ZM40 186V185H39ZM50 186V185H49ZM48 186V187H49ZM56 186V185H55ZM85 186V187H84ZM101 186V185H100ZM105 186H106V181H105ZM108 186H109V190L111 189V184L109 185L108 184ZM169 186H172L174 189H175V194L174 193H168V192H166L165 190H166V188L167 187H169ZM42 187H44V186H42ZM41 187V188H42ZM45 187H46V185H45ZM48 187H46V188H48ZM206 187V186H205ZM210 188H211V185L209 186ZM208 187V189H210ZM213 187V186H212ZM31 188V187H30ZM56 188V187H55ZM86 188V189H85ZM90 189H92V190H94V188H95V185H91L90 187H89ZM88 188V189H89ZM21 189V188H20ZM32 189V188H31ZM51 189H53V187H51ZM58 189V188H57ZM96 189H98V188H96ZM255 189L256 190H259V189H261V191H262V194L261 193H257L258 194V196H255L254 195V191H255ZM1 190V189H0ZM55 190V189H54ZM62 190V189H61ZM73 190H75L74 191V193L72 192V194L70 193L71 191H73ZM77 190H78V188H77ZM112 190V189H111ZM110 190V191H111ZM2 191V190H1ZM28 191V190H27ZM26 191V192H27ZM42 191H44V189L42 190ZM59 191V190H58ZM4 192V191H3ZM50 192V191H49ZM61 192H63V190L61 191ZM102 192V191H101ZM173 192V191H172ZM260 192V191H259ZM13 193V192H12ZM15 193H17V192H15ZM29 193V192H28ZM103 193H105L104 191H103ZM119 193V192H118ZM117 193V194H118ZM39 194V193H38ZM91 194V193H90ZM107 194H109L108 192H107ZM180 195L181 196V198L179 197H177L176 195ZM2 195V194H1ZM23 195V194H22ZM21 195V196H22ZM66 194H65V196H67ZM86 195V194H85ZM14 196V195H13ZM57 196V195H56ZM61 196V195H60ZM191 196V195H190ZM197 196V195H196ZM58 197H59V195H58ZM86 197H88V196H86ZM94 197V196H93ZM203 197V196H202ZM210 197V196H209ZM208 197V198H209ZM237 197H239V200H237ZM18 198V197H17ZM63 198V197H62ZM83 198V197H82ZM212 198V197H211ZM78 199V198H77ZM63 201H65L64 200V198L62 199ZM207 200H209V199H207ZM212 200V199H211ZM215 201H214V203H215ZM119 202H120V200H119ZM197 201H195V203H196ZM202 202H204V201H202ZM207 202V201H206ZM211 202H213V201H211ZM16 203V202H15ZM65 203V202H64ZM67 202H66V204L65 205H67L68 204ZM203 205H205L204 203H202ZM207 204H208V202H207ZM209 205V204H208ZM121 206V205H120ZM194 206H197V205H194ZM214 207V206H213ZM216 207V206H215ZM214 207V208H215ZM209 209H210V207H208ZM198 210H199V208H198ZM201 210H202V208H201ZM200 210V211H201ZM215 210V209H214ZM92 211V210H91ZM205 211V210H204ZM207 211H208V209H207ZM206 211V212H207ZM209 212V211H208ZM92 213V212H91ZM96 213V212H95ZM198 214V213H197ZM204 214V213H203ZM207 214V213H206ZM209 214V213H208ZM207 214V215H208ZM91 215V214H90ZM106 215V214H105ZM103 216V215H102ZM196 216H198V215H196ZM203 216V215H202ZM210 216V215H209ZM3 217V216H2ZM199 217V216H198ZM200 219V218H199ZM83 221V220H82ZM82 221H80L79 223H82ZM196 222H197V220H196ZM84 224H85V222H83ZM100 223V224H99ZM147 223V224H146ZM210 223V224H211ZM196 224V223H195ZM194 224V225H195ZM210 224H208L209 226H212V225H210ZM75 225V224H74ZM165 225H167V226H165ZM193 225V226H194ZM205 225V224H204ZM200 226L201 228L202 227H206V226ZM207 225V226H208ZM148 226V225H147ZM74 229H72V230H68V233H67V237L68 238H70V239H72V240H74L75 242H77L78 244L80 243H82L81 245H83V246H86L87 248H89V250H90V245L87 243V242H85V243H83L86 239H89L88 237H87V233H85V232H87L89 229L87 228H83V226H81L80 224H78L77 223V225L74 227V226H72ZM139 227V228H138ZM143 227V226H142ZM188 227V229H190L191 228V225H190V228H189V225L187 226ZM121 228V229H120ZM122 228H123V230H122ZM207 228V227H206ZM66 229V228H65ZM91 229V228H90ZM198 229V228H197ZM122 230V231H121ZM149 230V229H148ZM147 230V231H148ZM159 230V229H158ZM159 230V231H160ZM210 230V229H209ZM96 231V230H95ZM119 231H121L120 233H119V235L117 236V234L116 233H118ZM153 231V230H152ZM171 232V231H170ZM172 232V233H173ZM83 233H85V235L83 234ZM115 234H116V237H115ZM154 234V233H153ZM170 234V233H169ZM179 234H177V236H178ZM184 235V234H183ZM143 236V235H142ZM169 236V235H168ZM172 236V235H171ZM182 236V235H181ZM173 237H175L174 236V234H173ZM83 238H84V240H83ZM59 239V238H58ZM66 239V238H65ZM69 239V240H70ZM92 239H95V238H92ZM114 239V240H113ZM167 239V238H166ZM188 239H186V240H188ZM56 239H52V240H49L48 239V242H42V243H46V246H47V249H49L48 247L50 246V247H52L51 249H53V246L54 247H58V245H56L57 244V241H55ZM96 240V239H95ZM150 240V239H149ZM186 240H185V242H186ZM31 241V240H30ZM36 241V240H35ZM38 241H39V239H38ZM59 241V240H58ZM73 241V242H74ZM87 241H89V240H87ZM94 241V240H93ZM93 241H90V242H93ZM98 241V240H97ZM97 241H96V243H97ZM32 242V241H31ZM41 242V241H40ZM69 242V241H68ZM72 242V243H73ZM74 242V243H75ZM89 242V243H90ZM101 242H102V240H101ZM159 242V241H158ZM22 243H25V242H22ZM36 243V242H35ZM49 243V244H48ZM99 243V242H98ZM150 243H152V242H150ZM184 243V242H183ZM187 243H188V241H187ZM186 243V244H187ZM210 243V244H209ZM13 244V243H12ZM38 244V243H37ZM37 244H36V247H37ZM177 244V243H176ZM3 245V244H2ZM16 245V244H15ZM20 245V244H19ZM18 245V246H19ZM22 245V244H21ZM27 245V244H26ZM29 245V244H28ZM31 245V244H30ZM44 245V244H43ZM94 245V244H93ZM97 245V244H96ZM99 245V244H98ZM107 245V246H106ZM195 245V246H194ZM203 245V244H202ZM206 245V244H205ZM45 245H44V247H46ZM11 247H12V245H11ZM10 247V248H11ZM14 247V246H13ZM21 247V246H20ZM35 247V246H34ZM92 248H93V246H91ZM175 247H176V245H175ZM174 246H173V248H175ZM180 247V246H179ZM183 247V246H182ZM3 248H4V246H3ZM28 248H30V247H28ZM33 248V247H32ZM39 247H37V249L36 250H34L35 252L37 251V253L39 252V253H41L42 252V249H43V252H42V255L44 254V252L46 253V248H45V251H44V248H39ZM59 248V247H58ZM62 248H63V246H62ZM91 248V249H92ZM98 248V247H97ZM99 248H101V246L99 247ZM98 248V249H99ZM199 248H201V247H199ZM15 249V248H14ZM17 250H19L18 248H16ZM35 249V248H34ZM64 249H66V248H64ZM64 249H63V252H65L64 251ZM183 249H185V248H183ZM2 250V249H1ZM7 250H9V249H7ZM21 250H23V248L21 249ZM29 250V249H28ZM33 250V249H32ZM54 250V249H53ZM192 250V251H191ZM194 250H196V251H194ZM10 251V250H9ZM34 251H32V252H34ZM61 251V250H60ZM86 251H87V249H86ZM185 251V250H184ZM189 251V252H188ZM2 252V251H1ZM20 252V251H19ZM29 252H31V251H29ZM50 251L49 250H47V253H49ZM69 252V251H68ZM89 252V251H88ZM91 252V251H90ZM92 252H94V251H92ZM91 252V253H92ZM98 252V253H97ZM3 253H6L5 251L3 252ZM2 253V254H3ZM37 253H35V255L37 254ZM47 253L44 255V259L42 258V257H40V258H38V256L37 257H35V258H37V261L38 262H41V260L43 259V261L42 262H44V264H46L47 262L49 263V261L45 258V257H49L48 255H47ZM53 253H55V254H57V255H55V254H53ZM59 253L61 254V255H63V256H61V255H59ZM1 254V253H0ZM29 254H31V253H29ZM33 254L34 253H32V255L31 256H33ZM50 254V253H49ZM70 255L69 253H66V255ZM93 254V253H92ZM4 255V254H3ZM8 255H10V254H8ZM19 255V254H18ZM41 255V254H40ZM52 255H50V256H52ZM154 255V256H153ZM161 255V254H160ZM7 256V255H6ZM5 256V257H6ZM11 256V255H10ZM20 257L21 256H26L25 255V253H24V255H19ZM31 256L30 257H26V258H29V259H32L31 258ZM56 256L59 258L60 256V258L57 260V258H56ZM89 256H91V255H89ZM20 257H18V258H20ZM34 257V256H33ZM53 257V256H52ZM68 256H66V258H67ZM7 258V257H6ZM9 256H8V260H9ZM15 258V257H14ZM26 258H25V260H26ZM42 258V259H41ZM51 258V257H50ZM54 258L52 259V260H54ZM64 258H65V256H64ZM200 258H202V259H200ZM5 259V258H4ZM3 259V260H4ZM16 259V258H15ZM14 259V261H16ZM41 259V260H40ZM61 259V260H60ZM1 260V259H0ZM44 260H47V262H45ZM187 260H188V262H187ZM193 260H190L191 261V263H192V261ZM2 261V260H1ZM10 261H11V259H10ZM26 261H28V260H26ZM34 261L35 262H33V259L31 260V262H30V264L31 263H33V264H35V263H38V262H36V260L34 259ZM135 261H137V263L135 262ZM4 262H5V260H4ZM7 262V261H6ZM9 262V261H8ZM7 262V263H8ZM13 262V261H12ZM11 262V263H12ZM24 264H28V263H25L24 261H22ZM224 262V263H223ZM3 263V262H2ZM6 263V264H7ZM17 263H19L18 261H17ZM21 263V262H20ZM19 263V264H20ZM60 263V264H61ZM10 264V263H9ZM42 264V263H41ZM50 264V263H49ZM156 264H158V263H156ZM194 264V263H193ZM234 264V263H233Z\"/></svg>",
	"mask_w": 264,
	"mask_h": 264
},
{
	"label": "built area",
	"instance_id": "built-area-1",
	"mask_svg": "<svg viewBox=\"0 0 264 264\" xmlns=\"http://www.w3.org/2000/svg\"><path fill=\"white\" fill-rule=\"evenodd\" d=\"M237 200H239V197H237Z\"/></svg>",
	"mask_w": 264,
	"mask_h": 264
}]
</instances>
